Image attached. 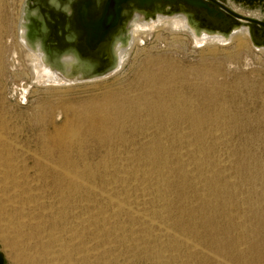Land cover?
<instances>
[{
  "label": "rangeland",
  "instance_id": "obj_1",
  "mask_svg": "<svg viewBox=\"0 0 264 264\" xmlns=\"http://www.w3.org/2000/svg\"><path fill=\"white\" fill-rule=\"evenodd\" d=\"M29 2L0 0V167L31 194L0 183L5 263L264 264V50L159 26L57 87L18 41Z\"/></svg>",
  "mask_w": 264,
  "mask_h": 264
},
{
  "label": "bare ground",
  "instance_id": "obj_2",
  "mask_svg": "<svg viewBox=\"0 0 264 264\" xmlns=\"http://www.w3.org/2000/svg\"><path fill=\"white\" fill-rule=\"evenodd\" d=\"M71 1L67 0L66 3H62L60 0H47L44 3L42 0H32L31 8H28L26 4L25 20L21 26L18 41L28 51L27 57L31 62V68L37 75L38 82H43L39 79H45V82L60 87L66 85L73 78L95 80L117 72L122 68L129 50L141 40L140 36L148 35L150 31L158 29L159 26L161 28L187 29L196 43H206L210 40L226 43L240 35H245L250 39L248 29L243 26L245 25L243 20H240L242 25L234 27L233 33L223 34L200 26L188 13L171 12L168 7L157 5L154 10L155 16L150 17L147 21L143 18L142 22H137L136 18L145 17V14L136 12L125 31L118 34L112 41L110 51L105 54L106 60L99 57L102 61L99 60V63L97 60L82 58L76 49L77 34L73 27H69L72 15ZM100 1L96 0V5L91 10L94 14L98 12ZM237 7H233V9L242 15L251 16L253 14L244 12ZM53 23L55 24L52 26ZM31 34L33 35L30 36ZM261 49L264 50V48ZM106 62L110 64L107 71L100 74L94 73L98 64ZM40 69L43 70L41 73H39ZM10 166L0 167V183L4 195L8 197L9 206L18 213V199L31 194L21 188V179L11 173Z\"/></svg>",
  "mask_w": 264,
  "mask_h": 264
},
{
  "label": "water",
  "instance_id": "obj_3",
  "mask_svg": "<svg viewBox=\"0 0 264 264\" xmlns=\"http://www.w3.org/2000/svg\"><path fill=\"white\" fill-rule=\"evenodd\" d=\"M232 1L247 9L258 8L264 13V0ZM60 2L66 3L67 0ZM32 5L30 0L28 8ZM95 5L96 0L71 1L72 15L69 27H73L77 34L76 49L82 58L106 60L105 54L110 51L112 41L125 31L133 15L140 12L147 17H153L157 5L168 7L171 12L188 13L200 26L223 34L233 33L234 27L242 25L240 20H243V26L248 29L252 44L264 48V18L242 15L226 0H101L97 14L91 11ZM109 66V62L98 64L94 73H104ZM0 264H6L1 251Z\"/></svg>",
  "mask_w": 264,
  "mask_h": 264
}]
</instances>
